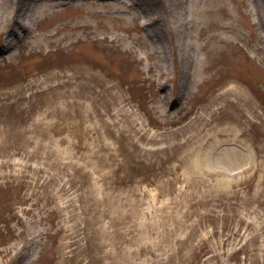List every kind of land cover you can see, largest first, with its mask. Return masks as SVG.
<instances>
[{"label": "rangeland", "instance_id": "rangeland-1", "mask_svg": "<svg viewBox=\"0 0 264 264\" xmlns=\"http://www.w3.org/2000/svg\"><path fill=\"white\" fill-rule=\"evenodd\" d=\"M119 7L57 5L25 36L56 31L51 45L8 36L12 53L0 51V264H264V28L243 0H195L189 41L205 69L178 101H161L174 94L157 68L171 71L170 58L147 55L149 41ZM81 21L89 26L73 27ZM70 68L60 88L35 93ZM75 78L123 134V165L107 160L103 188L73 165L85 149L74 148L68 119L57 129L38 120ZM210 115L209 131L225 135L197 156ZM137 128L151 139L139 140L145 149L131 144ZM66 234L75 242L65 247Z\"/></svg>", "mask_w": 264, "mask_h": 264}, {"label": "bare ground", "instance_id": "bare-ground-1", "mask_svg": "<svg viewBox=\"0 0 264 264\" xmlns=\"http://www.w3.org/2000/svg\"><path fill=\"white\" fill-rule=\"evenodd\" d=\"M194 1L195 0H0V33L2 31H6L7 33L0 51L4 50L8 52V54L12 53L13 42L8 36L22 39L29 45L37 44L40 46L43 44L42 39H47L46 46L51 45L53 40H50V38H53L56 35V31H51L45 34V37L43 36V38L36 35H31L30 38L25 36L26 32L32 28L31 26H34L45 13L54 11L57 5L65 4L66 2H75L81 6L88 2L103 3L109 6L119 4L120 7L118 9L127 12L129 17H131L130 20L135 22V26L137 25L141 28L138 36L144 41H149L147 46H150V48H148L147 55L154 54L156 57L161 56L162 61H165L169 56L172 70H168L163 64H160L157 68L158 73L163 74L164 80L170 79L175 82L174 91H170V94H174L173 97H170L165 91V93L163 92L161 94L160 98L161 101L172 98L176 102L178 101V97H183L181 95H183L184 92H187L199 82L201 78L200 74L202 70L205 69V66L203 67V65H198L196 63L192 50L193 47L191 41H189L191 39L190 29L192 25L195 24L193 19L195 11L192 9ZM243 1L246 2L251 12L257 16L260 23L258 26L264 28V0ZM206 12L210 11H202V13ZM213 23L216 24L215 22ZM87 26L89 25L82 21L73 25L74 28H84ZM127 27H129L128 24L122 28L126 29ZM220 27L226 28L228 26L222 24ZM260 37H262V35H260ZM103 38L106 39L109 38V36L104 35ZM114 38L116 37H111V39ZM71 41L72 39H70V42ZM154 44L156 45L155 47ZM151 47L152 50H150ZM77 67L80 71H88L86 65H79ZM69 71H72V68L64 71L50 72L49 75L51 78H58L56 82L51 80V83L46 86H41L40 82L39 84L29 82L30 84L28 88H32L38 84L39 87H35V93H43L48 90L60 88L63 84V80L60 78L72 76L73 72ZM82 76L85 79H88L85 82L89 84L88 81L91 79V75L86 73ZM85 82H78L76 78L69 82L70 89H66L61 93L63 99L55 101L54 104L48 105V108L38 115V120L48 122L53 128H56L58 122L61 121L60 119H62L63 122H66L68 119L70 122V133L72 135L71 139H73L74 148L85 149L82 160L75 156L74 153L75 158L73 160V165L76 168H86L92 174L90 182L95 186L103 188L108 173L123 165L122 158L119 159V157H121L119 155L122 149L120 142H118L123 134L122 131L113 129V127L116 126L117 121L112 120L111 122L103 118V112L100 110L97 111L93 108L92 94L80 95L79 87L81 85L87 87L88 85ZM30 85L32 87H30ZM63 93H68V97H65ZM225 95L226 93H222L217 97H225ZM226 102L231 103L232 100L227 98ZM69 110L70 112L68 113ZM93 112H95L94 117L92 116ZM215 113L216 112L213 111L212 115ZM212 115L202 117L205 122V127L210 125ZM112 117L114 116L112 115ZM205 127L202 128V135L200 137L201 141L199 142L198 147L192 149V151H199L197 152V156L202 154L206 145L220 143L223 138L221 136L225 135L224 132H210V127ZM135 133L137 134V139L131 141V144H133L134 147L143 149L144 147L139 143V140L146 139L151 141V139L146 137L147 131L145 129L137 128V130L135 129ZM83 135L84 139H82ZM81 139L84 141L83 146L81 144ZM87 139H89V142L85 141ZM188 141L189 139H186L183 142H180V145H186ZM97 149L102 150L103 152L98 154L96 151ZM232 150L227 152V155L237 156L235 155L237 154L236 150L233 152ZM239 155L241 156V152H239ZM242 155L244 159H246L245 161H247V151L245 149H243ZM107 160L116 162L117 166L114 169L110 168V165L107 164ZM99 161H104V163H99ZM212 163L215 168L218 167L214 161ZM198 164L201 165L200 162H198ZM133 182L139 183V181L136 180H133ZM65 215L66 218L69 217V215ZM64 237H67L66 242H63L65 247L70 246L75 242L74 240H71V234H66ZM72 239H74V237ZM12 264H19L18 260H15Z\"/></svg>", "mask_w": 264, "mask_h": 264}]
</instances>
